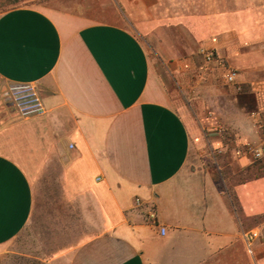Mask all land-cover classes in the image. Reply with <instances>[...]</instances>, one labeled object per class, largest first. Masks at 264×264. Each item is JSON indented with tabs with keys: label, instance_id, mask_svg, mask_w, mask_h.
I'll return each mask as SVG.
<instances>
[{
	"label": "crops",
	"instance_id": "1",
	"mask_svg": "<svg viewBox=\"0 0 264 264\" xmlns=\"http://www.w3.org/2000/svg\"><path fill=\"white\" fill-rule=\"evenodd\" d=\"M76 5L0 12V254L37 224L36 203L50 189L66 209L62 228L75 221L78 238L46 260L13 258L264 264V175L238 154L264 143V0ZM22 83L36 87L43 114L22 117L5 102ZM214 116L233 135H210L217 170L200 133ZM146 205L158 226L146 223Z\"/></svg>",
	"mask_w": 264,
	"mask_h": 264
},
{
	"label": "rangeland",
	"instance_id": "2",
	"mask_svg": "<svg viewBox=\"0 0 264 264\" xmlns=\"http://www.w3.org/2000/svg\"><path fill=\"white\" fill-rule=\"evenodd\" d=\"M82 2V0H0V12L7 10L9 8L20 6V5H31V4H41V5H47L52 6L55 8H68V9H77V3ZM146 47L148 50L154 53V46L151 42L145 41ZM247 91V87L243 88L242 91ZM227 92V90H225ZM185 104L190 107L191 98L183 97L182 99ZM233 99H231L232 105H235L236 102H232ZM216 103V102H215ZM225 105L223 104L222 107ZM216 109L220 107V105L214 106ZM212 107V109L214 108ZM230 108V107H228ZM210 109V107H209ZM193 120H195L198 124V127L200 128V120L197 118L193 112L189 111ZM225 121H228L227 119H231L230 114L226 115H220ZM219 116H214V121H216L215 126L209 128V131L207 128H204L203 131L200 130L201 135L204 137V146L209 152V157L212 160L213 167L215 170H217V159L220 157V154L218 150L211 147V137L210 135H217V137H220L222 141L226 142L228 139H230L233 135L230 131V127L228 122H222L217 120ZM223 129L225 132L219 134L216 129ZM214 156V157H212ZM224 156V154H223ZM253 166L254 169H259L260 174L264 175V157L259 160H254ZM256 175V172H254ZM251 176V174L249 175ZM248 176V177H249ZM225 179L226 176L224 175ZM247 177V178H248ZM253 177V175L251 176ZM250 177V178H251ZM47 191V190H46ZM48 193L43 194V197H39L37 203H36V218H37V224L34 225V223H31L26 227L24 231H22V235L20 236L15 242H13L10 247L7 249L9 252L0 254V264H28V261H26L28 258H26V255H31L32 257H38V261L46 260L48 257L54 253L57 252V250H61L63 248H66L72 244L75 243L77 236L80 234V228L79 226H76L75 221L70 220L68 223V227L62 228L63 225H66V219L59 220L60 216L65 215L66 209L58 207V194L53 193L50 189L47 191ZM54 205L56 208H54ZM65 210V211H63ZM53 216L54 220H52L51 224L55 223L54 225L56 227H51L50 223L49 225H46L44 223L45 219L51 218ZM56 216V219L55 217ZM64 221V223H62ZM10 252H26L27 254H23L21 256H18L17 259L13 258L12 254H8ZM25 255V256H24ZM47 256V257H46ZM37 261V260H36ZM31 262V261H30ZM33 264V262L29 263ZM35 264V263H34Z\"/></svg>",
	"mask_w": 264,
	"mask_h": 264
},
{
	"label": "built area",
	"instance_id": "3",
	"mask_svg": "<svg viewBox=\"0 0 264 264\" xmlns=\"http://www.w3.org/2000/svg\"><path fill=\"white\" fill-rule=\"evenodd\" d=\"M206 62L211 63L215 60V54L212 51L203 52ZM236 79V73L234 71H228L225 75V82L227 84H234ZM4 100L9 104L14 111H16L22 117H30L35 115H41L44 113V107L42 100L38 94L36 87L30 83L13 84L8 87ZM221 134L225 131L223 129H216ZM239 155H250L253 160H259L264 157V143L259 146L252 144H243L242 148L238 152ZM136 205L141 206V201L136 199ZM146 223L151 226H158L156 210L153 205H146L145 212ZM160 233L164 234V228H160ZM253 235L248 234L246 236V243L248 248L251 247Z\"/></svg>",
	"mask_w": 264,
	"mask_h": 264
},
{
	"label": "trees",
	"instance_id": "4",
	"mask_svg": "<svg viewBox=\"0 0 264 264\" xmlns=\"http://www.w3.org/2000/svg\"><path fill=\"white\" fill-rule=\"evenodd\" d=\"M242 89H243V88H240V89H238V90H239L240 92H242ZM26 261H28V260H26ZM29 263H30V262L28 261V264H29Z\"/></svg>",
	"mask_w": 264,
	"mask_h": 264
}]
</instances>
